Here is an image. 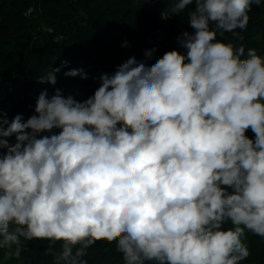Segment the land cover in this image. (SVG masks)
I'll use <instances>...</instances> for the list:
<instances>
[{
  "label": "clouds",
  "instance_id": "1",
  "mask_svg": "<svg viewBox=\"0 0 264 264\" xmlns=\"http://www.w3.org/2000/svg\"><path fill=\"white\" fill-rule=\"evenodd\" d=\"M163 2L162 20L189 9L178 48L151 65L130 57L83 101L45 89L26 121L0 107L9 258L19 259L22 240H48L54 264H88L103 240L124 264H240L246 230L264 238V56L251 48L242 59L243 44L217 39L242 40L236 30L264 0ZM60 70L38 82L55 86Z\"/></svg>",
  "mask_w": 264,
  "mask_h": 264
},
{
  "label": "trees",
  "instance_id": "2",
  "mask_svg": "<svg viewBox=\"0 0 264 264\" xmlns=\"http://www.w3.org/2000/svg\"><path fill=\"white\" fill-rule=\"evenodd\" d=\"M36 1L40 7L33 10ZM143 3L144 0H77L75 4L69 0H0V107L9 120L16 114L25 121L34 115L36 100L45 89L49 97L55 89H61L65 97L71 95L83 101L94 94L102 73L112 74L130 57L151 65L164 52L178 48L177 38L189 30V9L162 20L161 12L170 4L163 0ZM248 15L247 29L236 30L242 40L232 33L217 36L225 43L243 44L242 59L247 58L251 48L264 56V3L253 5ZM125 42L127 46H122ZM151 49L156 51L145 60V51ZM64 61L67 65L61 67ZM52 67L61 68L56 73V85L39 83L38 78ZM73 69H83L88 78L65 76ZM59 131L53 129V133ZM246 134L254 139L251 130ZM10 142L15 143V138ZM224 227L232 225L228 222ZM244 242L250 255L240 264H264V238L246 230ZM48 245V240H22L19 259L9 258L8 249H0V264H54ZM60 246V242L55 245ZM15 248L13 245L12 250ZM115 249V242L97 241L83 259L88 264H124L122 254Z\"/></svg>",
  "mask_w": 264,
  "mask_h": 264
},
{
  "label": "water",
  "instance_id": "3",
  "mask_svg": "<svg viewBox=\"0 0 264 264\" xmlns=\"http://www.w3.org/2000/svg\"><path fill=\"white\" fill-rule=\"evenodd\" d=\"M39 7H40L39 1H36L35 6L33 7V10H37L39 9Z\"/></svg>",
  "mask_w": 264,
  "mask_h": 264
},
{
  "label": "rangeland",
  "instance_id": "4",
  "mask_svg": "<svg viewBox=\"0 0 264 264\" xmlns=\"http://www.w3.org/2000/svg\"><path fill=\"white\" fill-rule=\"evenodd\" d=\"M69 2L71 4H75L77 2V0H69ZM36 47L41 48L42 46L41 45H37Z\"/></svg>",
  "mask_w": 264,
  "mask_h": 264
}]
</instances>
